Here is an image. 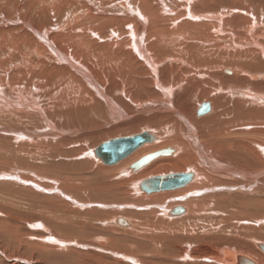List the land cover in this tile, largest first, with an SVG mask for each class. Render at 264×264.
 Instances as JSON below:
<instances>
[{
  "label": "bare ground",
  "instance_id": "obj_1",
  "mask_svg": "<svg viewBox=\"0 0 264 264\" xmlns=\"http://www.w3.org/2000/svg\"><path fill=\"white\" fill-rule=\"evenodd\" d=\"M259 245L264 0H0V264H264Z\"/></svg>",
  "mask_w": 264,
  "mask_h": 264
},
{
  "label": "water",
  "instance_id": "obj_2",
  "mask_svg": "<svg viewBox=\"0 0 264 264\" xmlns=\"http://www.w3.org/2000/svg\"><path fill=\"white\" fill-rule=\"evenodd\" d=\"M202 109L200 112H202ZM151 138H147L144 135L132 136V137H123L116 138L110 141H107L101 144L95 151V153L100 157V160L108 165L113 164L117 160L124 158L128 155L132 150L135 149L137 145L143 143L146 140H150ZM169 150H162L154 154L146 155L138 160L135 164L130 165V168H142L150 161H152L158 155L168 154ZM192 175L190 173L187 174H170L165 176H154L145 181H143L139 188L141 191L145 193H152L157 191H164L169 189H174L176 187H180L185 185L191 180ZM172 215H180L184 212L182 208H174L170 210ZM119 224L125 225L124 221L121 219L118 220ZM259 248L264 253V246L259 245ZM247 262L248 264H252L246 260L242 261L240 264H244Z\"/></svg>",
  "mask_w": 264,
  "mask_h": 264
},
{
  "label": "rangeland",
  "instance_id": "obj_3",
  "mask_svg": "<svg viewBox=\"0 0 264 264\" xmlns=\"http://www.w3.org/2000/svg\"><path fill=\"white\" fill-rule=\"evenodd\" d=\"M99 146V145H98ZM171 157V156H170ZM151 163V162H150ZM150 163H149V165H150ZM148 166V164L147 165H145L144 167H147ZM144 167H142L141 169H144ZM173 208H182L183 209V207L182 206H173ZM184 213H185V211H184ZM184 213H182V214H180V215H171V216H173V217H175V216H181V215H183ZM176 218V217H175ZM85 243L86 242H89L88 240L87 241H84ZM83 242V243H84ZM261 253V252H260ZM262 254V253H261ZM263 256H264V254H262Z\"/></svg>",
  "mask_w": 264,
  "mask_h": 264
}]
</instances>
